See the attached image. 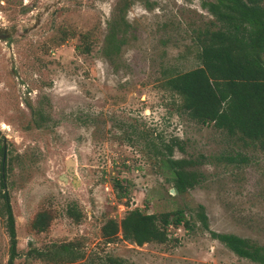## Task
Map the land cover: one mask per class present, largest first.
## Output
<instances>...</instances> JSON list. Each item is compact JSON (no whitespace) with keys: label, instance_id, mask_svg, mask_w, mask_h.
Wrapping results in <instances>:
<instances>
[{"label":"rangeland","instance_id":"374dc122","mask_svg":"<svg viewBox=\"0 0 264 264\" xmlns=\"http://www.w3.org/2000/svg\"><path fill=\"white\" fill-rule=\"evenodd\" d=\"M201 1L0 0L8 32L0 38V204L5 193L12 264H258L209 231L264 247V149L189 118L164 86L198 65L195 33L212 19ZM110 28L122 42L105 56ZM169 143L171 158L191 160L197 174L181 193L155 153ZM235 153L246 161L227 162ZM115 177L124 179L123 198ZM135 207L181 209L188 225H168L164 241L139 246L119 227L104 235L107 221L118 225ZM4 225L0 210V264ZM67 242L79 257L59 250Z\"/></svg>","mask_w":264,"mask_h":264},{"label":"trees","instance_id":"16d2710c","mask_svg":"<svg viewBox=\"0 0 264 264\" xmlns=\"http://www.w3.org/2000/svg\"><path fill=\"white\" fill-rule=\"evenodd\" d=\"M212 19L195 33L198 65L176 72L164 80V86L180 98L179 109L201 124H211L242 145L264 149V0H202L200 3ZM122 40L109 29L102 52L105 56L118 51ZM172 143L155 149L159 160L170 169L169 180L175 192L181 193L197 183V174L187 167L189 159L171 158ZM162 149L164 151H162ZM227 162H245L239 153L225 157ZM117 177L111 181L116 198H123L126 189ZM0 210L5 215L8 237V258L12 264L16 255L15 231L8 197L2 193ZM206 227L202 206L194 213ZM44 224V223H43ZM42 224V226H43ZM168 225L187 226L181 209L173 212L145 213L138 208L128 210L119 224L109 220L102 227L105 236L115 235L136 245L162 242ZM235 255L258 264L264 263V247L231 233L209 231ZM69 260L79 257L72 252L71 243L59 246ZM73 253V254H72ZM112 264H123L120 259Z\"/></svg>","mask_w":264,"mask_h":264},{"label":"water","instance_id":"95a60500","mask_svg":"<svg viewBox=\"0 0 264 264\" xmlns=\"http://www.w3.org/2000/svg\"><path fill=\"white\" fill-rule=\"evenodd\" d=\"M6 31V30H5ZM7 32V31H6ZM12 32H13V30H12ZM8 33V32H7ZM0 38H6V36H2V37H0ZM67 163L68 164H70V163H72V160L71 159H67ZM70 170V169H69ZM69 170H68V172H69ZM72 170V169H71ZM72 176L74 177L75 175L74 174H72ZM172 190H173V192H175V189L174 188H172Z\"/></svg>","mask_w":264,"mask_h":264},{"label":"flooded vegetation","instance_id":"af4514ba","mask_svg":"<svg viewBox=\"0 0 264 264\" xmlns=\"http://www.w3.org/2000/svg\"><path fill=\"white\" fill-rule=\"evenodd\" d=\"M2 36H6V38H7L8 37V33L5 30H1L0 31V37H2Z\"/></svg>","mask_w":264,"mask_h":264}]
</instances>
